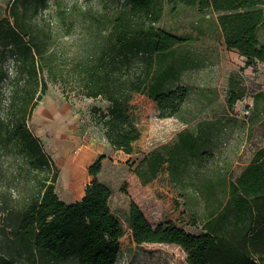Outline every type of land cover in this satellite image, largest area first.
<instances>
[{
    "label": "trees",
    "instance_id": "trees-1",
    "mask_svg": "<svg viewBox=\"0 0 264 264\" xmlns=\"http://www.w3.org/2000/svg\"><path fill=\"white\" fill-rule=\"evenodd\" d=\"M68 1L11 0L0 19V264H116L126 248L154 242L180 245L191 264H264V147L194 234L184 225L200 219L182 208L173 176L201 152L195 135L182 133L168 157L154 152L155 170L145 180L162 204L154 226L136 203L128 219L114 210L113 189L97 178L104 156L90 165L94 179L82 198L62 199L60 169L31 126L54 82L66 98L107 100L106 110L93 111L108 142L143 152L150 112L179 114L189 91L166 88L174 66H165V58L186 38L157 25L165 3L218 12L227 48L251 66L264 61L258 37L264 0H112L97 10ZM261 99L264 91L255 95L254 115H264Z\"/></svg>",
    "mask_w": 264,
    "mask_h": 264
},
{
    "label": "rangeland",
    "instance_id": "rangeland-1",
    "mask_svg": "<svg viewBox=\"0 0 264 264\" xmlns=\"http://www.w3.org/2000/svg\"><path fill=\"white\" fill-rule=\"evenodd\" d=\"M10 1L0 0V19ZM79 2L95 10L113 4L112 0ZM218 16L213 9L201 10L183 4L172 8L165 3L157 25L186 38L165 58V66H174L166 88L183 85L189 91L179 114L162 116L159 111L150 112V136L143 152L129 154L113 148L108 142L104 122L98 112L93 111L94 106L106 110L107 100L74 94L66 98L59 84L49 83L47 94L58 96L69 108V119L75 118L63 134L71 139L67 153L74 158V165L65 177L69 186L64 185L65 162L60 146L54 151L49 143L55 132L47 126L46 118H53L55 108H44L39 119L34 112L31 126L60 169L56 189L62 199L71 202L86 192L93 180L89 167L104 156L102 164L103 161L105 164L99 174L101 181L113 189L114 210L128 219L131 203H136L149 222L157 225L162 204L145 182L155 170L154 152L168 157L176 151L181 134L188 133L196 136L201 152L189 156L182 166L188 168L175 174L173 179L180 192L182 208L200 219L199 224L184 225V228L194 234L202 232L204 220L227 200L230 181L251 162L256 151L264 147V115H254L255 95L264 91V61L248 66L243 55L228 49ZM258 37L264 44V23L258 27ZM232 97L236 98L233 105ZM260 104L264 105L262 99ZM91 148L98 153L96 157L87 153ZM146 157L150 160L145 161ZM9 264L28 263L15 260ZM116 264L191 263L180 245L154 242L126 248L119 254Z\"/></svg>",
    "mask_w": 264,
    "mask_h": 264
},
{
    "label": "bare ground",
    "instance_id": "bare-ground-1",
    "mask_svg": "<svg viewBox=\"0 0 264 264\" xmlns=\"http://www.w3.org/2000/svg\"><path fill=\"white\" fill-rule=\"evenodd\" d=\"M45 107H54L55 110V118L54 121H48L47 126L50 130H53L55 132V137L52 138V140L49 141L50 146L53 145L54 151H56V148H60L61 156L64 159L65 167H64V178L66 177V174L70 167H67V163L70 161V155H68V151L70 149L71 145V139L67 137H63V134L66 133L68 126L70 123V117H69V108L64 106L62 101L53 93H48L46 95V98L41 100L40 104L35 109V114L38 116L37 118H40V113L42 112L43 108ZM45 144V142H44ZM59 145V146H58ZM46 147V146H45ZM66 187L69 186L67 178L64 179Z\"/></svg>",
    "mask_w": 264,
    "mask_h": 264
},
{
    "label": "crops",
    "instance_id": "crops-1",
    "mask_svg": "<svg viewBox=\"0 0 264 264\" xmlns=\"http://www.w3.org/2000/svg\"><path fill=\"white\" fill-rule=\"evenodd\" d=\"M46 108V107H45ZM44 109V108H43ZM54 118H55V113L53 114V118L52 117H47L46 118V121H54ZM75 119V118H74ZM74 119H71V121L72 120H74ZM95 149L94 148H91V149H88V151H87V153H89V154H91V155H93L94 157H96V155L98 154L96 151H94ZM120 157H121V155H119ZM73 162H74V158L70 155V161L67 163V167H70V169H69V171H71V168L73 167ZM103 164H105L104 163V161H103ZM102 164V167H104V165ZM63 167H65L64 166V164H63ZM92 176V179H94V176L93 175H91ZM97 178L99 179V180H101V178H100V174H98L97 175ZM85 194V192L80 196V197H78V198H76L75 200H73V201H76V200H79V199H81L82 198V196Z\"/></svg>",
    "mask_w": 264,
    "mask_h": 264
}]
</instances>
